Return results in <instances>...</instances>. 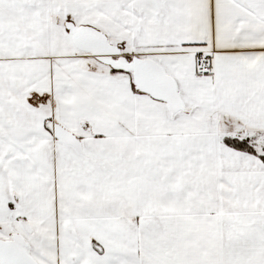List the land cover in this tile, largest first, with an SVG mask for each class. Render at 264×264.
I'll use <instances>...</instances> for the list:
<instances>
[{
    "label": "snow or ice",
    "instance_id": "6c2138e0",
    "mask_svg": "<svg viewBox=\"0 0 264 264\" xmlns=\"http://www.w3.org/2000/svg\"><path fill=\"white\" fill-rule=\"evenodd\" d=\"M0 264H264V0H0Z\"/></svg>",
    "mask_w": 264,
    "mask_h": 264
}]
</instances>
